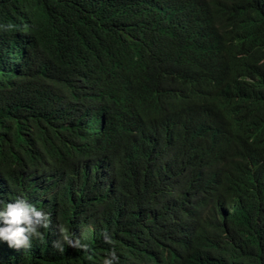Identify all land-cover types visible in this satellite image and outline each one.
Wrapping results in <instances>:
<instances>
[{
  "label": "trees",
  "instance_id": "16d2710c",
  "mask_svg": "<svg viewBox=\"0 0 264 264\" xmlns=\"http://www.w3.org/2000/svg\"><path fill=\"white\" fill-rule=\"evenodd\" d=\"M17 196L50 223L0 264H264V0H0Z\"/></svg>",
  "mask_w": 264,
  "mask_h": 264
},
{
  "label": "clouds",
  "instance_id": "9594fccd",
  "mask_svg": "<svg viewBox=\"0 0 264 264\" xmlns=\"http://www.w3.org/2000/svg\"><path fill=\"white\" fill-rule=\"evenodd\" d=\"M50 223L49 214L37 207L23 196L5 201L0 199V243L12 249L30 248L32 240L41 235L40 229L47 228ZM62 235L54 240L53 246L60 249L67 244L71 247L84 248L79 239L73 240L65 229H61ZM106 243L111 244L108 235H104ZM114 249H110L101 264H114L117 260Z\"/></svg>",
  "mask_w": 264,
  "mask_h": 264
}]
</instances>
